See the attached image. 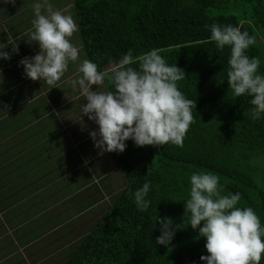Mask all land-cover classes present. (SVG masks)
<instances>
[{
	"label": "trees",
	"instance_id": "1",
	"mask_svg": "<svg viewBox=\"0 0 264 264\" xmlns=\"http://www.w3.org/2000/svg\"><path fill=\"white\" fill-rule=\"evenodd\" d=\"M73 1L87 59L107 70L129 49L134 57L161 49L168 64L185 71L177 85L193 101L195 122L183 147H137L129 139L124 152H110L127 186L79 239L71 234L73 220L59 229L53 243L62 249L51 248L52 255L47 253L43 260L47 264H205L200 260L208 254L205 238H198L183 220V200L188 198L193 172L217 175L222 194L239 192L238 206L252 208L264 225V117L253 120L252 97H235L228 88L230 49L218 51L206 27L214 22L231 24L255 36L247 55L259 58V72L264 74V0ZM105 84L110 90L107 80ZM92 171L100 176L94 167ZM87 181L85 188L91 185L89 175ZM145 181L150 182L151 204L141 211L134 193ZM96 183L90 190L97 188ZM83 201L82 211L88 212L97 203L89 196ZM158 216L170 217L181 227L171 246L155 243L160 235Z\"/></svg>",
	"mask_w": 264,
	"mask_h": 264
},
{
	"label": "clouds",
	"instance_id": "2",
	"mask_svg": "<svg viewBox=\"0 0 264 264\" xmlns=\"http://www.w3.org/2000/svg\"><path fill=\"white\" fill-rule=\"evenodd\" d=\"M15 0H5V3ZM34 18L27 42L36 43L39 51L23 57L19 65L24 75L32 81L58 87V82L76 64L79 75L69 83L78 95L79 121L82 130L87 128L86 115L98 127L89 135L99 154L122 153L131 139L137 147L152 145L161 147L172 144L183 147L184 138L195 122L193 101L179 90L177 82L185 77V71L167 63L161 49L134 57L132 50L122 55L110 69L100 70L95 62L81 59L80 49L72 42L78 26L70 14L55 10L48 0L33 4ZM43 9V11H42ZM209 41L218 51L230 49L227 84L235 97H252L251 117H264V74L259 72L258 57H249L247 50L256 43V37L240 26L212 23ZM4 31H7L5 29ZM11 46V51H6ZM19 53L16 38L7 35L0 39V60H9ZM136 64L137 67L131 65ZM2 74V73H0ZM3 76V75H2ZM110 90H102L105 81ZM0 80V82H2ZM93 85L96 87L93 88ZM73 100V99H72ZM196 106V105H195ZM188 198L183 200L187 226L205 238L208 254L201 255L205 264H260L264 257V225L250 207H239L240 193L224 195L219 177L210 172H193L189 178ZM150 182L134 193L138 210H146ZM160 235L156 245L171 246L176 231L181 227L170 217L158 216L156 224Z\"/></svg>",
	"mask_w": 264,
	"mask_h": 264
},
{
	"label": "crops",
	"instance_id": "3",
	"mask_svg": "<svg viewBox=\"0 0 264 264\" xmlns=\"http://www.w3.org/2000/svg\"><path fill=\"white\" fill-rule=\"evenodd\" d=\"M36 2L0 0V39L6 40L9 33L19 47V53L11 59L0 60V264H38L40 257L47 253L51 256V248H56L52 233L64 223L76 222L74 219L86 212L80 204L83 199L73 195L90 184L86 168L80 171L85 165L81 157L89 151V143L69 137L70 128L82 131L72 123L79 115L66 114L78 110V103L69 107L68 94L65 102L58 101L60 93L78 95L69 83L79 75L77 65L70 63L58 87L51 89L46 83L27 78L19 65L23 57L39 51L36 43L27 42ZM48 2L55 10H72L74 18L73 0ZM78 35L79 30L71 39L76 40ZM75 45L80 47L81 59H85L80 39ZM5 50L11 51V46ZM60 110L63 116L58 114ZM78 137L84 136L80 133ZM37 241L40 245L33 244Z\"/></svg>",
	"mask_w": 264,
	"mask_h": 264
},
{
	"label": "rangeland",
	"instance_id": "4",
	"mask_svg": "<svg viewBox=\"0 0 264 264\" xmlns=\"http://www.w3.org/2000/svg\"><path fill=\"white\" fill-rule=\"evenodd\" d=\"M64 1H66V0H64ZM69 10L70 9H67V11L65 13H67ZM69 14L72 16V10H70ZM77 26H78V24H77ZM78 30H79V27H78ZM76 40H79V35H78V38ZM76 40L73 39L72 42L75 44ZM78 48L80 49L79 46H78ZM65 82H67V81H65ZM95 87L96 86L93 85V88H95ZM102 90L107 91L108 87L106 85H104V88ZM67 94L71 98V99L69 98L70 100L68 102V104H69L68 106L72 107L73 103L75 101H77V103H78L77 109L78 110H72L71 108H69L71 110L69 112H66V114L68 116L69 115H79L80 116V105L83 101H79V99L73 98V97L77 96V95H74V92H72V93L66 92L63 95H61V93H60V97H58V101L62 100L61 102H65L67 99V96H68ZM64 111H67V110H64ZM58 114L63 116V113L61 110ZM73 118H74V116H70L71 120ZM83 119H84L85 123L87 124L86 129H89V130L84 129V130H82L83 132L82 131L78 132L74 128H70L69 137L74 138V140L83 138L82 139L83 141L85 140L87 143H89L88 144L89 151H87L86 154H82L83 156L81 157V159H85V162H83L85 165H84V167H82L80 169V171L83 168H86V172H89L88 175H89V177H91V185L87 188H79V192L77 193V195H73V196H76V198H78L79 200L87 198L89 196L90 199L91 198L95 199V201L97 203L95 204V206L93 207V209L91 211H89V212L86 211L83 214H81L80 216H78L76 219H74V220H76V223H74V226L73 225L70 226V229H71V234L75 233V236H76L75 239H79L84 231L89 230V228H91L96 223L98 217L101 216L102 211L105 208H107L112 203L115 196L118 195L127 186L126 182L123 179L122 174L120 173V171L118 170L116 165L113 163L110 152H104L103 154H99V150L94 146V142H93L92 138L90 137L89 132H90V130H94V128L96 129L98 126L95 125L94 122L88 120L86 115L83 117ZM72 123H73V125H75V123H76L77 125L80 126V128H82L79 121L73 119ZM80 133L84 137H78ZM73 143H75V141ZM73 164H74L73 162L70 163V166H73ZM92 165L94 166V168L97 171L100 172V176H98L95 173L90 172V170H92ZM77 169L78 168H76V170L74 172L78 171ZM103 178L105 180H103ZM70 180H72V178H70ZM94 182H97L96 183L97 188L90 190V188L93 187ZM51 197H56V196L53 195ZM70 202H69V204H70ZM71 224H72V222H71ZM65 226H66V224H63V227H65ZM61 228L59 226L58 229H56L52 233L53 239L56 238L55 234H57L59 229H61ZM33 244L40 245L38 241L33 243ZM57 246H58V248H55V250L59 252L62 248H60L58 243H57ZM33 251H34V249H33ZM38 251L40 252V249ZM42 260H43V258L40 257L39 261H42ZM39 261H38V264H47V259H46V261L44 260L41 263ZM53 264H61V263L60 262L57 263L54 261Z\"/></svg>",
	"mask_w": 264,
	"mask_h": 264
}]
</instances>
